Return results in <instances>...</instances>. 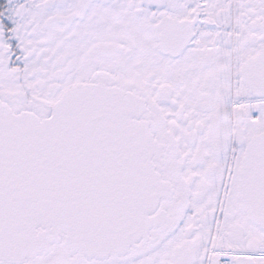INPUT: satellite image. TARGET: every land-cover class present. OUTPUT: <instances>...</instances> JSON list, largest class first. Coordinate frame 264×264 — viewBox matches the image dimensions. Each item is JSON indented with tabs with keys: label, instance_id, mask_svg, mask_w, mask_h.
I'll use <instances>...</instances> for the list:
<instances>
[{
	"label": "snow or ice",
	"instance_id": "snow-or-ice-1",
	"mask_svg": "<svg viewBox=\"0 0 264 264\" xmlns=\"http://www.w3.org/2000/svg\"><path fill=\"white\" fill-rule=\"evenodd\" d=\"M0 264H264V0H0Z\"/></svg>",
	"mask_w": 264,
	"mask_h": 264
}]
</instances>
